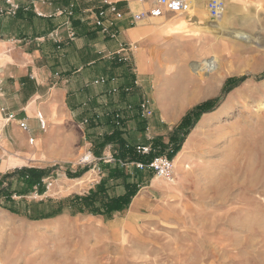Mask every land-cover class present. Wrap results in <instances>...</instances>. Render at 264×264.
Listing matches in <instances>:
<instances>
[{
    "label": "rangeland",
    "instance_id": "obj_1",
    "mask_svg": "<svg viewBox=\"0 0 264 264\" xmlns=\"http://www.w3.org/2000/svg\"><path fill=\"white\" fill-rule=\"evenodd\" d=\"M7 2L0 0V16H15L17 0ZM225 2L223 17L211 21L214 30L200 29L210 24L205 2L199 15L206 26L183 27L189 10L169 15L171 25L153 19L141 53V71L151 73L137 79L151 113L144 132L153 136L152 124L165 123L148 148L174 161L173 183L124 163V177L107 180L106 199L123 194L125 182L138 191L128 209L108 217L78 213L69 201L108 177L107 168L91 171L95 162L81 150L69 165L42 168L49 170L42 195H22L24 185L18 190L13 181L12 201L0 198V264H264V11ZM186 41L198 50L181 47ZM120 65L115 61L105 79H119ZM125 66L132 76L136 64ZM228 80L234 82L226 87ZM136 89L130 94L138 98ZM210 102L186 137L175 133L185 116Z\"/></svg>",
    "mask_w": 264,
    "mask_h": 264
},
{
    "label": "crops",
    "instance_id": "obj_2",
    "mask_svg": "<svg viewBox=\"0 0 264 264\" xmlns=\"http://www.w3.org/2000/svg\"><path fill=\"white\" fill-rule=\"evenodd\" d=\"M208 1L189 0V11L203 12ZM104 3L114 4L122 15L110 17L108 33L93 23V14ZM16 4L23 10L21 18L0 16V198L6 203L12 201L7 198L12 182L18 183V190L23 186L16 171L69 165L80 150L94 160L91 171L112 168L123 147L156 144L165 124L154 122L157 133L145 134L148 118L139 108L148 104L139 97L137 79L151 74L141 71L140 58L150 44L155 18L134 22L133 16L147 14L156 0H17ZM169 15L160 17L162 26L168 24ZM134 45L140 47L136 52ZM115 61L123 65L114 82L107 79ZM128 63L137 67L133 66L132 76L125 72ZM132 88H138V98L130 94ZM10 114L13 119L6 121ZM20 123L27 126L26 132Z\"/></svg>",
    "mask_w": 264,
    "mask_h": 264
},
{
    "label": "trees",
    "instance_id": "obj_3",
    "mask_svg": "<svg viewBox=\"0 0 264 264\" xmlns=\"http://www.w3.org/2000/svg\"><path fill=\"white\" fill-rule=\"evenodd\" d=\"M22 9H19L15 16L18 18L22 17ZM264 77V75H263ZM242 79H239L238 82H240ZM234 81L228 80L226 81V87L227 85H231ZM231 88V87H230ZM210 103H205L200 106H197L191 113H189L187 116L184 117V119L181 121L179 126L176 129V134L179 132L182 134L183 137H186L190 130L194 127L196 120L199 118L200 115L205 113L209 110L211 107ZM192 119V120H191ZM176 135L172 136V141L175 142ZM178 141V140H177ZM182 142V141H179ZM179 143L174 148V153L176 150L179 149ZM161 152H150L148 155H140L136 153L134 148H124L119 153L117 158V163L114 167H106L108 177L106 179H102L100 183H98L94 189H91L89 194L86 196H77L73 199L69 200L72 206L76 209L78 213H89V214H95V215H106L110 217V215L114 212H121L126 209H128L130 202L136 195L138 188L134 184H129L127 182L124 183V193L113 197L111 199H106V182L108 179H117V178H123L124 173L122 170V166L120 163H128V162H140L144 164H149L156 156L161 155ZM169 157L172 158L170 154H168ZM49 170H40V169H21L19 171H16L14 176H17L20 182L24 185V190L19 191L20 194L29 193L32 191H35L37 194L42 195L45 192L44 185L42 183V179L48 177ZM6 178H10L9 175ZM1 185V184H0ZM10 188V184H8V189ZM7 198L10 200V193L7 191ZM12 214H20L18 211L14 209H6ZM54 213H45L40 215L35 220L39 219H46L52 217Z\"/></svg>",
    "mask_w": 264,
    "mask_h": 264
},
{
    "label": "built area",
    "instance_id": "obj_4",
    "mask_svg": "<svg viewBox=\"0 0 264 264\" xmlns=\"http://www.w3.org/2000/svg\"><path fill=\"white\" fill-rule=\"evenodd\" d=\"M7 2V0H5ZM8 3V2H7ZM105 7L99 8L93 14V23L96 27L100 28L103 33H108V29L111 25L110 17L114 19H119L122 15L116 8L114 4L104 3ZM10 11L14 12L18 9V6L13 3L10 4ZM189 9V0H156V5L150 9L147 14L141 13L133 16L134 22H139L146 17L151 18H160L164 14L179 15L184 13ZM205 9L207 15L211 21L220 20L225 12V4L223 0H209L205 4ZM4 14L3 9L0 7V14ZM112 20V19H111ZM73 33L70 37H73ZM140 112L143 117H148L151 115L147 102H144L140 105ZM13 119V115H8L6 121ZM40 126L44 127V122L40 119ZM19 128L26 132L28 130L27 126L24 123L19 124ZM31 142V140H29ZM136 150L140 155H148L150 150L148 147L137 146ZM88 158L89 156H85ZM134 166L138 170H149L152 171L155 177L163 178L169 183H173L174 174H173V160L169 159L167 156H158L155 157L149 164L144 163H134Z\"/></svg>",
    "mask_w": 264,
    "mask_h": 264
},
{
    "label": "bare ground",
    "instance_id": "obj_5",
    "mask_svg": "<svg viewBox=\"0 0 264 264\" xmlns=\"http://www.w3.org/2000/svg\"><path fill=\"white\" fill-rule=\"evenodd\" d=\"M227 1V0H226ZM228 3H229V8L230 9H237V8H246V7H254V8H256V10H259V9H261L262 11H264V0H228ZM189 10V9H188ZM187 10V11H188ZM187 11H185L184 13H186ZM226 11V10H225ZM200 13V12H199ZM199 13H191L190 14V16L188 17V21L186 22L187 24L186 25H183V27L184 26H186V28L188 29V25H191V24H194V25H196V26H200V25H204V26H206L205 24H204V20H205V18L204 17H202V16H200L199 15ZM232 13V11H229V14H231ZM227 20V19H226ZM206 22V21H205ZM209 22H210V24H208V26L207 27H200V29H205V28H208V29H211V30H214V28H215V25L213 24V23H211V21L209 20ZM177 24H180V23H178V22H176L175 23V25H177ZM167 25H171V23H168ZM182 25V24H181ZM198 27H197V30H198ZM204 33H208V32H205V31H203ZM189 33V36H196V37H198L197 36V34L195 35V34H193L194 32H192V31H189L188 32ZM191 33V34H190ZM201 33V32H200ZM190 42H188V41H186L185 43H182L183 45L181 46V47H183V48H186V47H192V49L193 50H198V47H197V43L196 42H194V43H190ZM6 61H8V60H6ZM212 62V61H211ZM211 62H209V63H206V66L208 65V64H210ZM3 63V62H2ZM209 77H215V75L214 74H209ZM207 79V80H206ZM211 78H204V83L206 84L207 83V81H209ZM200 92V91H199ZM199 92H197V93H199ZM192 93H194V92H192ZM196 93V94H197ZM191 98H193V97H191ZM195 102V100H193V99H190V104H193ZM183 154H179L178 155V158L177 159H180L181 158V156H182ZM173 164H174V161H173ZM157 178H159V177H157ZM161 179H163V178H161Z\"/></svg>",
    "mask_w": 264,
    "mask_h": 264
}]
</instances>
